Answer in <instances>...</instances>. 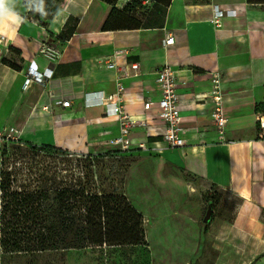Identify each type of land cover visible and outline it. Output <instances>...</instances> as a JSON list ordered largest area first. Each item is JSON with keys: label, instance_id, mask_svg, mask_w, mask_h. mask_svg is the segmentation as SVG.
Instances as JSON below:
<instances>
[{"label": "crops", "instance_id": "0c3cea01", "mask_svg": "<svg viewBox=\"0 0 264 264\" xmlns=\"http://www.w3.org/2000/svg\"><path fill=\"white\" fill-rule=\"evenodd\" d=\"M131 1L119 0L115 9L122 11ZM141 5L147 12L140 15L131 10L135 20L124 24L128 27L113 24L104 30L113 6L101 0H62L45 25L34 19L24 0H3L0 133L13 128L20 142L77 154H92L102 146L113 149L110 141L117 135L116 123L98 105L97 93L113 94L124 71L120 84L125 109L140 115L144 101L160 99L156 73L167 65L177 74L186 145L167 148L160 155L146 153V160L132 169L140 168L144 174L137 182L139 190L155 194L156 201L166 199L163 194L168 188L181 190L185 200L189 195L197 199L198 193L207 197L212 189L235 195L239 203L231 219L214 228L213 223L209 225L213 230L210 246L216 252L213 264H264V130L257 111L264 103V5L250 0H170L167 6L143 0ZM216 11L219 27L214 23ZM164 30L174 37L169 46L164 45ZM44 41L59 50L56 62L39 56ZM108 62L115 67L108 68ZM30 66L43 74L45 84L24 89ZM214 73L220 76L226 119L222 136L211 118ZM49 93L69 100L70 107L50 100ZM148 118L162 128L154 113ZM132 138L142 140L145 135L136 131ZM128 200L152 219L130 196ZM196 205L190 226H175L170 237L160 238L164 251L169 245L176 254L185 255L183 260L176 256L177 264H189L202 239L200 206ZM171 212L175 215L177 210ZM168 214L162 211L153 217L161 222Z\"/></svg>", "mask_w": 264, "mask_h": 264}, {"label": "trees", "instance_id": "16d2710c", "mask_svg": "<svg viewBox=\"0 0 264 264\" xmlns=\"http://www.w3.org/2000/svg\"><path fill=\"white\" fill-rule=\"evenodd\" d=\"M101 1L113 6L104 30L113 24L128 27L124 24L135 20L130 11L141 12L137 1L127 3L122 11L115 9L118 0ZM250 1L264 5V0ZM35 2L40 3L43 12L37 15L31 7L30 14L45 25L58 9L56 0ZM169 2L155 1L163 6ZM2 63L16 69L7 60ZM261 106H257L258 112ZM9 144L11 153L5 148ZM2 147L1 264L20 258L26 259L25 264H42L49 256L77 253H99L107 261L113 252L147 247L143 218L123 192V181L105 183L103 165L98 170L104 159L126 152L108 150L95 156L20 141H9ZM184 179L193 182L190 176ZM206 198L212 204L213 195L209 193Z\"/></svg>", "mask_w": 264, "mask_h": 264}, {"label": "rangeland", "instance_id": "374dc122", "mask_svg": "<svg viewBox=\"0 0 264 264\" xmlns=\"http://www.w3.org/2000/svg\"><path fill=\"white\" fill-rule=\"evenodd\" d=\"M38 1L39 0H37V2ZM141 1L143 2V0ZM141 1H138L139 7L141 6L139 8V10L141 11L140 15H145L147 10L146 7H143L141 5ZM149 1L153 5L156 0ZM61 2L62 0H56L55 4L57 5V7ZM32 8H35V14L37 15H41L43 12L40 3L35 2ZM47 16L48 13L44 17ZM258 113V120L260 124L261 119L264 118V103H262L261 109ZM11 146L12 144H9L8 147L5 146L7 151H9L10 153ZM2 150L3 147H0V153ZM106 150L111 149H109V147L107 146H102L100 148H97L96 152L92 153V155L96 156L101 153L104 154L108 152ZM146 157H148V154L146 153H116V155L112 156L111 159H104V163H99L98 170L103 165L102 175L104 176L103 180L105 183L112 182L113 180H122V189L126 197L129 199L130 196L133 204H135L149 216H152V219H150L149 217H145L138 210L143 218V229L145 232V238L147 240V247L131 249L130 251L126 250L123 252H113L111 254V257L107 258V261L105 260V257L99 253H77L72 255H64L62 257L49 256L47 258H44V261L41 262L42 264H177L176 256L179 257V260H183L185 258V255H179V253L176 254V250L170 249L169 245H167L168 248H166L165 251L163 250L164 248H162V246L161 249L159 247L160 238L163 236V234L167 237H170L171 232L175 228V226H190V222L192 223L194 217L196 216V203L200 206L198 224L202 230V239L189 264H213V261L216 257V252L210 246V242L213 239V230L211 231L209 225L210 223H213L214 228V226L217 225L218 222L222 220H230L233 211L239 203V199L231 193L222 190H212L211 194L213 195V201L211 204V216L208 222L204 221L209 205L204 194L199 195L198 193V198L194 200L191 199V195H189L190 199L185 200L187 196L183 195V192L181 190L171 191V188H168L163 194L166 199L156 201L155 194L148 195L147 192L139 190L140 187L138 186L137 182L139 179H142L141 177L144 176V174L141 173L140 168L136 167V169L132 171V169L138 164V162H140L141 160H146ZM142 168H144L143 165ZM130 173L131 176L129 178L130 181L128 185V196L126 192V184ZM165 194L167 196H165ZM132 206L134 207V205ZM173 209L177 210V213H175V215L171 212ZM162 211H169V214L167 215V219H164L160 222V219H157L153 216H156L157 213H160ZM163 244H167L165 240ZM25 262L26 259L20 258L6 264H25Z\"/></svg>", "mask_w": 264, "mask_h": 264}, {"label": "built area", "instance_id": "2783aa9c", "mask_svg": "<svg viewBox=\"0 0 264 264\" xmlns=\"http://www.w3.org/2000/svg\"><path fill=\"white\" fill-rule=\"evenodd\" d=\"M35 0H25L27 9L30 10ZM131 1V0H129ZM214 23L219 27V14L216 11L214 15ZM164 45L169 46L174 42V37L164 30ZM2 38H0V44ZM39 56L48 62H56L59 57V50L52 46L49 42L44 41L40 43ZM108 68L115 67L114 62L106 64ZM156 82L159 85L161 97L153 103L151 101H144L142 106V113L140 115H130L124 105L122 99L123 87L120 84L121 77H126L125 72L116 82V91L111 95H99L98 105L106 108V112L116 123L117 135L111 139L110 145L113 149L122 152H142L160 155L162 152L169 149H182L185 147V140L183 138L184 130L181 127L180 105L177 95V74L169 66L165 65L156 73ZM32 84H45L43 74L38 72L34 67L30 66L25 74L23 88L28 89ZM212 90L211 101L214 104V109L211 112L213 125L220 136L226 126V119L223 117L222 110V88L220 85V76L218 73L212 74ZM50 100L57 99L63 108L70 107V101L61 97V95L48 94ZM58 97V98H57ZM154 113L162 124V128L156 127L155 124L149 123L148 116ZM260 128L264 130L263 119L260 122ZM139 131L145 135V139L135 140L132 134ZM18 132L13 128L8 129L7 132L0 133V147L6 142L18 141L16 135ZM161 144V145H160Z\"/></svg>", "mask_w": 264, "mask_h": 264}, {"label": "water", "instance_id": "95a60500", "mask_svg": "<svg viewBox=\"0 0 264 264\" xmlns=\"http://www.w3.org/2000/svg\"><path fill=\"white\" fill-rule=\"evenodd\" d=\"M210 216H211V204L209 203L208 209H207V212H206V215H205V218H204V221L208 222L209 219H210Z\"/></svg>", "mask_w": 264, "mask_h": 264}, {"label": "clouds", "instance_id": "9594fccd", "mask_svg": "<svg viewBox=\"0 0 264 264\" xmlns=\"http://www.w3.org/2000/svg\"><path fill=\"white\" fill-rule=\"evenodd\" d=\"M0 4H3V0H0Z\"/></svg>", "mask_w": 264, "mask_h": 264}, {"label": "bare ground", "instance_id": "6f19581e", "mask_svg": "<svg viewBox=\"0 0 264 264\" xmlns=\"http://www.w3.org/2000/svg\"><path fill=\"white\" fill-rule=\"evenodd\" d=\"M263 123H264V118H263Z\"/></svg>", "mask_w": 264, "mask_h": 264}]
</instances>
